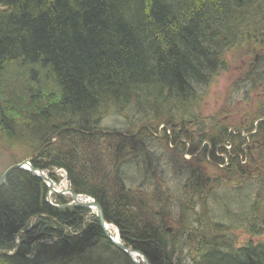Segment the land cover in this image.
Masks as SVG:
<instances>
[{"label":"trees","instance_id":"obj_1","mask_svg":"<svg viewBox=\"0 0 264 264\" xmlns=\"http://www.w3.org/2000/svg\"><path fill=\"white\" fill-rule=\"evenodd\" d=\"M251 3L255 0H0V105L29 126L33 117H45L53 124L47 130L36 126L43 137L30 144L38 151L53 136L58 137L57 143L38 153L32 166L65 169L73 192L92 197L104 220L118 228L121 242L142 253L149 264H199L208 256L206 249L213 256L206 264H264V240L255 244L246 240L238 250L241 254L221 252L225 243L236 244L226 236V222L248 235L257 237L264 232V146L258 148L259 157H253L263 167L261 174L245 178L241 171L244 139L219 127L212 128L217 134L200 135L211 119L202 118L197 103L198 89L220 66L238 27L248 18L264 15L261 6L253 9ZM261 48L264 50V43ZM13 64L18 66L15 75L19 73V79L3 80V70ZM254 65L252 73L249 70L242 78L244 88L253 84L255 77L264 79V53L256 69ZM152 106L168 109L172 113L169 117L182 124L183 131L175 139L182 148V140L188 141V154L195 156L196 163L209 165L205 157L209 146L210 151L218 146L228 157L226 169L212 167L222 179L206 184L211 188L209 205L199 203L202 214H196L190 224L193 237L189 240L174 239L166 232L169 211L165 205L173 193L168 187L160 189L161 178L151 189L155 196L148 204L143 184L137 177L136 186L130 183L129 176L143 173L146 164H151L143 138L148 136L162 145L168 142L167 135L158 141L154 135L159 117L141 116L140 126L146 123L148 129L141 126L133 134L124 131L127 136L110 129L116 136L89 134L104 122L108 111L125 118L127 112ZM0 115L5 128L3 112ZM244 118L245 130L250 133L253 121L247 115ZM259 118L263 121H258L256 133L249 139L264 141V111L255 116ZM186 119H196L201 126H195L193 133H184ZM196 133L199 138L195 142ZM109 139L122 140V152H111ZM127 151L137 154L136 163L134 157L124 156ZM87 152L96 159L85 162L81 156ZM109 152L118 157H105ZM208 153L212 162L224 164L218 163L212 151ZM111 159L115 175L107 183L95 176ZM227 175L237 182L245 178L239 188L246 183L248 189L229 193L232 184ZM213 186L217 187L215 192ZM183 190L193 192L190 180ZM46 192L45 184L27 171L13 170L6 176L0 186V264H132L106 242L95 217L86 225L84 210L56 209L46 202ZM160 194L164 198L157 197ZM205 195L209 196L206 191ZM53 198L64 201L60 196ZM207 208L219 218L207 217ZM190 243L195 244V253L181 252ZM248 250L254 251L253 261L242 256ZM96 253L100 254L97 258Z\"/></svg>","mask_w":264,"mask_h":264},{"label":"rangeland","instance_id":"obj_2","mask_svg":"<svg viewBox=\"0 0 264 264\" xmlns=\"http://www.w3.org/2000/svg\"><path fill=\"white\" fill-rule=\"evenodd\" d=\"M249 6L253 7V9H255L257 6H261L262 9H264V1L255 0V3H251ZM238 28L239 29L237 30L233 45L229 47L221 57L219 63L220 66H218L217 70L212 74L209 81L203 87L198 89L197 103L199 114L202 116V118L211 119L210 124L205 127L206 129L204 130V132L199 133L200 135H208L209 133H212L213 135L214 133L217 134V132H214L212 128L219 127L223 129L227 128L228 125L238 126L233 128L235 131L239 128L240 131V129H243V125L247 128V119L244 118L246 115L249 117V121L252 122L255 119L256 115H258L259 113H263L264 111V79L258 81L255 77V82L253 80L252 81L254 83L251 82L253 84L247 85V87L245 88L242 86V78L247 75L249 70L252 73L253 64H255L254 68L256 69V63L264 53V50L261 48L262 43H264V15L248 18L244 21V25H240ZM16 67L18 66L13 64L4 69L2 72V79L5 81H10L12 79L18 80L19 73L18 75H15L17 73ZM130 99L131 97L128 99V101ZM232 99L234 100V103H232ZM155 107L156 108H154L153 106L148 108L146 107L145 110H141L140 112H127V116L125 118L114 116L111 111H108L106 113L104 122L99 125L96 132L105 134L102 133L104 129H110L114 131H120L122 133H117L123 136H127L126 133L124 134V131H128V134H133L134 132L139 130L141 126H143V130L148 129L146 123L140 126L143 119L141 118V116H147L149 119H152V117L154 116H156L157 118L159 117L160 120L158 121L156 130L154 131V135L156 137H160L156 138L157 141L161 139L162 135H167V137L171 136V138H169V141L165 145H162V142H158V144L153 140H150L147 143L145 142V144L147 145L145 147V154L147 153L150 156L149 158L151 160V164H146V168L144 169L145 171H143V173L136 172V175L132 174V176H129L130 183L131 186H136L137 182L134 181V179L137 177V180L141 184H143L144 187V189L141 190L148 193L145 197V202L148 204L151 203L152 198L155 196V193L151 192V189L154 187V184L157 182V180L161 178L162 180L160 182V189L168 187L173 193L170 199H168L167 196L166 203L168 202V204L165 205L167 207V211H169L165 220L166 232L170 234V237H173L174 235V239L186 237L189 240L190 236H193L191 233L193 227L190 224H192L195 219V216L197 214L196 210L200 209L199 203L209 205V199L211 196V188L206 185L207 181H204L202 175H204V178H213V175L219 177V172L216 169L203 164L201 161L200 163H196L195 159H193L191 156L188 157L186 153L182 152V150L184 152H187L190 148V145L187 143L184 144V147L182 148L180 141L175 139L177 134L180 135L182 124L179 121H175L171 117H169L172 115V113L168 111V109H163L158 106ZM2 112L5 124H7V126L5 127L7 132H3L2 134L0 133V174L1 172L6 171L7 169L15 165L11 162L12 160L17 161L16 164L18 165L22 164L24 161H29V166L34 169V167L32 166V162L36 157H38V153H40L41 150L45 149L47 145L51 143L52 145L57 143L58 137H52L50 139V142L45 143V145L43 144L41 146V150L39 149L38 151L34 145L28 143L29 141L20 140L22 139V137L24 139H28V133L25 129V125H27V123L23 122L19 118H13L14 114L12 113V111H10L7 107H1L0 105V114H2ZM10 114L12 116H10ZM175 118L178 119L177 117ZM128 121L131 122L129 123ZM185 122L186 125L184 133H193L196 130L195 126H201L198 125L199 122H197L196 119H186ZM11 123L12 125L16 124L18 128L21 129V133H23L21 135L22 137H18V141L16 143L12 142V139L15 137L16 132L11 129ZM1 126L2 124H0V127ZM241 132H243V130H241ZM199 134L196 133L194 135L195 142L199 138ZM111 135L116 136L113 135V133ZM174 139L175 141L173 142ZM184 141L188 142L186 140ZM249 141L251 142V140ZM108 142L112 143L111 146H113H107L111 149V152L113 150L122 152V148H125V145L123 146L122 144L123 141L120 139H118V141H111L109 139ZM102 143L105 144V142ZM246 143L243 147L245 153H247V157L245 158L246 161L244 160V162H242L241 164V171L245 178H249L250 176L257 177V174H261L263 167L260 164H257L259 162V159H254L252 158V156L259 157V150L256 149V154H253V151L255 150H253L254 142L248 144V141H246ZM203 145L204 144L201 145V148L203 147ZM208 150L209 149H207V153L209 152ZM111 152L107 153L105 157H107L109 154V156L118 157L117 155L114 156V154ZM127 152L128 153L124 154V156L126 157L129 156V153L133 154L131 151ZM216 152H218V150L213 151V156L216 155ZM208 155L210 157L209 153ZM91 156L90 153L87 152V154L82 155L81 157L86 158L85 162H90L91 160L96 159V157ZM133 157V160L135 161V157L138 156L137 154H135ZM100 160H102V157H100ZM113 163L114 160L111 159L110 165L107 166L105 164L104 166H102L101 170L100 166L97 167L93 173L97 174L99 170L101 171V173L99 176L95 177L101 178L102 181L110 183L109 177L115 175ZM140 164L143 165L142 163ZM224 169L225 167L222 170ZM14 170H23L30 172L25 165ZM41 171H43V173L41 172L40 174L43 177H46L47 181L49 182L43 181L40 178L38 179L46 186L47 184L51 185V191L50 189L48 191L50 194L58 195L64 199V202L73 204L74 208L84 210V221L86 225L90 223V220H92L93 217H95L106 242L108 241L111 245H113L111 243L112 241L109 238L111 236L112 240H114L117 244L119 243L123 245L119 236L118 228L116 226L104 224V228H101L98 214L95 213L96 208L93 205H90L88 207H81L87 204H93V201L94 204L98 206L99 204L90 196L73 192L68 179L67 171L65 169L50 167ZM31 175L33 176V174ZM232 175H234V173ZM227 176L230 177V175ZM105 178L107 179L104 180ZM220 178H222L221 175ZM245 178L241 177L239 182L231 177L227 179L229 185L232 184L229 186V193H234L238 190V193H244L243 189H248L249 184L246 185L245 183L241 188H239V186L240 183H244L245 181H247ZM261 178H264V176ZM188 180L191 181L192 187L194 189L193 192L183 190V186L186 182H188ZM202 187H204V189H201ZM213 187V192H215L217 190V187ZM205 191L209 194V196L205 195ZM72 193L75 194L76 197L72 196ZM159 193H161V191H159ZM159 196L160 198H164L163 194H160L157 197ZM202 197L204 199H202ZM243 199L244 201H246L245 197H243ZM51 202H53L52 199ZM262 205L264 207V202L262 203ZM153 207V213L156 214L157 212L154 209H156L157 205H154ZM99 208L101 210V219L102 221H105L103 217V211L100 206ZM161 208L162 207H160L159 209ZM212 210V208H207V211L210 214H215L211 212ZM231 211L234 210L232 209ZM188 221L190 223H188ZM226 223L227 226H225V228L226 231H228V234L226 236L237 245H243L247 243L246 240H250L251 243L254 244L257 242L261 243L264 240L263 231L259 232L262 233L261 236L256 237L254 236L255 234L248 235L241 229L236 228V230L232 222ZM108 226L110 227L109 230L107 229ZM98 240H101V238H98ZM113 246L117 248L115 245ZM192 250L195 251L194 246L191 243L188 247V251L185 253L190 255L191 253H195ZM14 252L15 249L11 252H8V255L11 256ZM140 254L141 253L138 251H133L130 254V257L128 256L129 258L127 257V259L132 264H145L142 257H140ZM99 256V253L95 254V258ZM110 263L113 264V262Z\"/></svg>","mask_w":264,"mask_h":264},{"label":"bare ground","instance_id":"obj_3","mask_svg":"<svg viewBox=\"0 0 264 264\" xmlns=\"http://www.w3.org/2000/svg\"><path fill=\"white\" fill-rule=\"evenodd\" d=\"M1 77V76H0ZM116 80H118V79H116ZM1 95V94H0ZM31 124L32 125H25V129L27 130V133H28V139H24L21 135L23 134V133H21L22 131H21V129H17L18 128V126L16 125V124H14V125H11V129H13V131L14 132H16L15 133V137L12 139V142H14V143H16L17 141H18V137L19 136H21L22 137V139H20V140H22V141H29L28 143H38V141H40V139L43 137L42 136V134H43V132L42 131H40V130H38L37 128H36V126H38V127H43L45 130H47V128H51V126L53 125L52 123H48V119L47 118H45V117H41V118H37V117H33V121L31 122ZM77 126H78V124H76ZM99 125H101V124H99ZM99 125H98V127H99ZM2 130V131H1ZM3 132H7V130L5 129V128H2V127H0V133L2 134ZM44 133H47L48 134V132H44ZM96 133H98V132H96V130L95 131H92L91 133H89V134H96ZM102 133H110L109 131H108V129H104V131L102 132ZM57 134L58 135H60V133L59 132H57ZM88 134V135H89ZM17 136V137H16ZM0 140H1V136H0ZM143 140H144V144H145V142L147 143V142H149L150 141V137H148V136H146V137H144L143 138ZM142 145V144H141ZM147 145L145 144V146L143 145V147H144V149H145V147H146ZM87 154V153H86ZM134 155L133 154H130L129 153V157H133ZM28 172V171H27ZM30 173V172H29ZM188 190H191L190 188H188ZM53 196H58V195H52V194H50L49 192H48V190H47V192H46V202L49 204V205H51L52 207H54V208H56V209H66V208H74V205L73 204H69V203H66V202H64V201H61L60 203L59 202H55L54 201V198H53ZM92 198V197H91ZM51 199H52V201L53 202H51ZM92 203H94V201L92 202ZM227 203L228 204H230L229 203V199L227 200ZM221 205H223L224 206V204H221ZM196 209H197V207H196ZM197 211V214L198 215H200V214H202V211H201V209H198V210H196ZM95 213L97 214V209L95 210ZM211 216H214L213 218H215V217H217V218H219V215H217V214H210L209 212H207V217H211ZM32 222V221H31ZM188 223H190L189 221H188ZM192 223V222H191ZM107 229L109 230L110 229V227L108 226L107 227ZM190 237H193V236H190ZM191 244V243H190ZM190 245H186V246H183V249L181 250V252H187L188 251V247H189ZM193 246H195V244L193 245ZM242 246L243 245H241V246H239V245H237V244H233V243H229V242H227V243H225V246L222 248V251L223 252H225V253H228V252H230V251H234V252H238L239 253V249H241L242 248ZM177 247V246H176ZM176 247H173V249H175ZM177 249V248H176ZM195 250H197V249H195ZM99 251V250H98ZM100 252V251H99ZM101 252H103V251H101ZM170 252V251H169ZM211 252L212 251H208V249H206L205 250V253L204 254H208V256H206V257H204L202 260H200L198 263L199 264H206V262H207V259H208V257H213L212 255H210L211 254ZM196 253H198L197 251H196ZM239 254H241V253H239ZM243 255L242 256H245V258L246 259H248V260H251V261H253L254 260V251H252V250H248V251H245L244 253H242ZM144 263L145 264H149V262H148V260L145 258V256H144ZM97 264H100V263H97ZM113 264H115V263H113ZM156 264H160V263H156Z\"/></svg>","mask_w":264,"mask_h":264},{"label":"water","instance_id":"obj_4","mask_svg":"<svg viewBox=\"0 0 264 264\" xmlns=\"http://www.w3.org/2000/svg\"><path fill=\"white\" fill-rule=\"evenodd\" d=\"M23 165H25L26 167H27V169L31 172V174H33V176L34 177H38V178H40L41 180H43V181H47V178L46 177H43L40 173H41V171H38V170H34L32 167H30L29 166V161H24L22 164H16V165H14V166H12V167H10L9 169H7L5 172H4V174L1 176V178H0V186L3 184V182H4V179L6 178V176L8 175V173L10 172V171H12V170H14V169H18V168H21ZM47 182H49V181H47ZM50 188H51V185H50ZM49 188V189H50ZM50 191H51V189H50ZM72 196H74V197H76V195L75 194H73L72 193ZM90 205H93L96 209H97V214H98V218H99V221H100V226H101V228L103 229L104 227V221H102V219H101V210H100V208H99V206L98 205H96V204H87V205H85V206H81V207H88V206H90ZM106 236H108V235H106ZM110 238V237H109ZM110 240H111V238H110ZM112 242V244L113 245H115L119 250H121L126 256H129L130 257V253H131V250H129V249H127V248H125L124 246H122L121 244H117L115 241H113V240H111Z\"/></svg>","mask_w":264,"mask_h":264},{"label":"flooded vegetation","instance_id":"obj_5","mask_svg":"<svg viewBox=\"0 0 264 264\" xmlns=\"http://www.w3.org/2000/svg\"><path fill=\"white\" fill-rule=\"evenodd\" d=\"M250 143H252V142H250ZM254 143H255L256 145H261L259 140H256ZM258 150L260 151V149H258Z\"/></svg>","mask_w":264,"mask_h":264}]
</instances>
